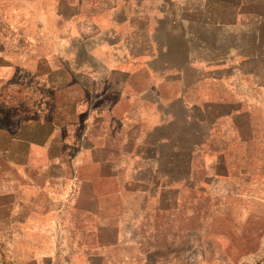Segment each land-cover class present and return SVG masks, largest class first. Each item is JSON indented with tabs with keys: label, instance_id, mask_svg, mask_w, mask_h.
<instances>
[{
	"label": "crops",
	"instance_id": "obj_1",
	"mask_svg": "<svg viewBox=\"0 0 264 264\" xmlns=\"http://www.w3.org/2000/svg\"><path fill=\"white\" fill-rule=\"evenodd\" d=\"M47 2L48 49L12 69L36 106L0 126L10 262L146 263L180 200L251 166L264 0Z\"/></svg>",
	"mask_w": 264,
	"mask_h": 264
},
{
	"label": "rangeland",
	"instance_id": "obj_2",
	"mask_svg": "<svg viewBox=\"0 0 264 264\" xmlns=\"http://www.w3.org/2000/svg\"><path fill=\"white\" fill-rule=\"evenodd\" d=\"M47 3L0 0L2 127L26 118L27 111L36 106L38 91L31 83L12 77V69L14 64L32 65L29 54L48 49L50 37L41 34L36 22L38 16L47 20L53 16L54 9L46 7ZM45 26L48 33H57L51 23ZM256 72L257 82L264 86V55ZM258 94V136L250 142L251 166L242 176L209 190L210 196L217 197L209 208L207 194L201 198L193 193L180 200L178 222L163 225V231L148 244L147 262L140 264H264V88ZM9 251L0 235V264H12Z\"/></svg>",
	"mask_w": 264,
	"mask_h": 264
}]
</instances>
